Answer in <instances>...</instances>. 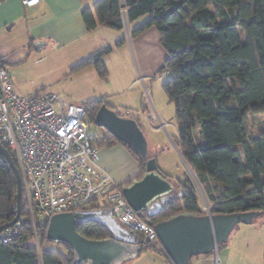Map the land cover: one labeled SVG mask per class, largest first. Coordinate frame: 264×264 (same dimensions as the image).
Listing matches in <instances>:
<instances>
[{
    "label": "trees",
    "instance_id": "trees-1",
    "mask_svg": "<svg viewBox=\"0 0 264 264\" xmlns=\"http://www.w3.org/2000/svg\"><path fill=\"white\" fill-rule=\"evenodd\" d=\"M146 14L149 18L134 33L153 25L159 30L167 52L160 71L170 75L164 89L178 120L176 145L195 175L185 173L174 182L182 194L169 199L150 219L155 224L182 212L207 214L196 182L212 214L264 212V118L257 132L249 124L252 116L264 115V0H96L82 11L89 31L99 26L120 30L124 16L133 22ZM124 41L120 39L117 45ZM112 51V46L98 48L72 70L92 65L105 78L109 70L104 58ZM105 102L112 106L99 98L82 103L87 123H94ZM98 128L95 135L89 132L96 147L122 143L138 162V175L119 187L142 177L147 160L106 129ZM17 192L16 174L0 154V226L17 215ZM19 221V232L11 242L0 238V264H73V251L64 244L66 254L42 245L39 256L33 242L34 225L23 200ZM36 225L42 244L48 240V221ZM78 230L93 239L110 235L100 223L84 224ZM144 250L158 251L175 264L159 238L144 242L141 252Z\"/></svg>",
    "mask_w": 264,
    "mask_h": 264
},
{
    "label": "built area",
    "instance_id": "built-area-1",
    "mask_svg": "<svg viewBox=\"0 0 264 264\" xmlns=\"http://www.w3.org/2000/svg\"><path fill=\"white\" fill-rule=\"evenodd\" d=\"M41 1L21 0L24 5ZM86 114L84 105L55 91L32 97L19 94L7 66L0 63V141L19 170L22 200L34 225L39 256L37 221L47 222L56 213L97 204L111 207L118 221L140 232L144 241L158 238L154 224L129 205L117 181L98 163L99 148L89 134ZM20 226L18 221L6 228L1 240L11 242Z\"/></svg>",
    "mask_w": 264,
    "mask_h": 264
},
{
    "label": "water",
    "instance_id": "water-1",
    "mask_svg": "<svg viewBox=\"0 0 264 264\" xmlns=\"http://www.w3.org/2000/svg\"><path fill=\"white\" fill-rule=\"evenodd\" d=\"M94 123L106 129L123 143L131 146L147 160L146 172L122 187L129 205L147 222L158 214L171 198L182 194L176 184L165 177L157 166V159L150 156L149 143L133 117L121 116L106 103L98 109ZM0 154L10 163L17 178V215L0 226V233L20 219L22 205V181L16 163L0 141ZM262 210L229 214L198 215L182 212L154 224L158 238L175 264H189L195 255L208 254L228 241L234 228L250 223ZM88 223L104 225L110 235L93 239L81 234L78 228ZM46 238L64 244L73 251V264H124L137 258L144 242L136 232L125 228L115 217L111 207L87 208L54 214L48 221Z\"/></svg>",
    "mask_w": 264,
    "mask_h": 264
},
{
    "label": "rangeland",
    "instance_id": "rangeland-1",
    "mask_svg": "<svg viewBox=\"0 0 264 264\" xmlns=\"http://www.w3.org/2000/svg\"><path fill=\"white\" fill-rule=\"evenodd\" d=\"M148 18L149 15L146 14L129 22V32L126 27L120 30L105 27L101 29L108 30L104 32H120L119 39L126 37V41L118 46L115 44L113 52L104 58L109 70L107 78L100 77L94 66L71 73L72 68L67 65L69 56L48 54L43 60L32 58L16 70L17 79L22 87L34 93L51 90L64 94L68 101L75 100L81 104L97 98L113 104L122 115L128 113L138 120L151 146V152L157 150L160 153L156 157L159 164L175 175L184 176L189 173L195 178L194 173L189 172L176 145L179 137L178 120L175 106L164 89V83L170 75L166 71H160L167 52L160 42L159 30L153 25L141 33H134ZM101 32L96 35L98 39L104 37ZM116 40L112 41L115 43ZM109 43L106 42L105 46L110 45ZM17 91L24 95L23 92ZM263 118V114L251 117L249 124L254 131L260 130ZM88 130L95 135L99 128L96 124L88 122ZM196 183L200 204L207 211L208 201L202 187ZM35 241L33 235V242ZM42 245L63 254L67 252L63 244L50 240L41 244L40 239L39 246ZM146 254L143 251L137 258L124 264H138L146 258Z\"/></svg>",
    "mask_w": 264,
    "mask_h": 264
},
{
    "label": "crops",
    "instance_id": "crops-1",
    "mask_svg": "<svg viewBox=\"0 0 264 264\" xmlns=\"http://www.w3.org/2000/svg\"><path fill=\"white\" fill-rule=\"evenodd\" d=\"M95 1L42 0L34 5H24L21 0H4L0 3V63L7 66L15 88L23 92V96L32 97L39 94L22 87L17 79L16 70L30 59L43 60L48 54H65L69 56L68 67L73 69L96 49L106 47V42H110L107 46H112L113 50L115 44L118 46L117 42L121 39H119L120 32H104L108 31L101 30L107 28L104 26L91 31L87 30L82 11L92 6ZM129 25V21L124 16L123 28L128 29ZM100 31L106 38H97L96 35ZM112 38L117 39L115 43ZM123 38L126 41V37ZM72 69L71 73L83 68L76 71ZM71 102L78 103L75 100ZM110 105L118 111L113 104ZM119 114L135 118L128 113L122 115L119 112ZM178 151L183 158L179 148ZM149 152L150 156L160 155L157 150L151 152V146H149ZM99 156L100 166L106 169L118 184L139 173L137 160L122 143L99 149ZM157 164L161 172L172 182L183 178L168 171L164 165L159 164V161ZM188 169L192 172L189 166ZM144 253H147L146 258L138 264H170L158 251L144 250ZM189 264H264V212L253 218L250 223L237 225L227 242L220 245L214 252L193 256Z\"/></svg>",
    "mask_w": 264,
    "mask_h": 264
}]
</instances>
